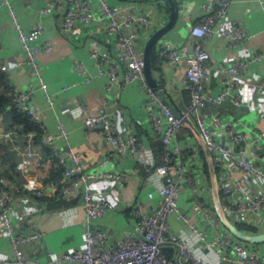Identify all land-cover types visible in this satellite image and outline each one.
<instances>
[{
  "label": "built area",
  "instance_id": "built-area-1",
  "mask_svg": "<svg viewBox=\"0 0 264 264\" xmlns=\"http://www.w3.org/2000/svg\"><path fill=\"white\" fill-rule=\"evenodd\" d=\"M95 4L97 11L94 10ZM229 4L230 0H206L202 5L199 21L191 26L189 40L178 46L163 42L157 47V55L160 62H167L171 66L183 63L185 66L183 85L189 93L185 113L200 130L212 154L217 168L224 214L236 223L264 224V186L258 194L247 191L251 178L264 180V169L250 157H246L243 151L227 149L212 139L214 133L223 132L232 142L241 140L251 142L252 151L258 152L262 148L264 128L253 132L251 139H247V134L238 130L236 123L224 119L218 113L209 114L203 111L208 105H216L224 100L238 103L241 78L250 72L252 62L263 59V55L255 51L249 58L239 56L230 64L221 62L215 65L214 69L223 77L222 89L216 93L205 88L210 78L211 67L208 65L210 51L200 39L217 34L226 41L231 50H237L252 36L241 22H227ZM1 7L9 9L25 54V62L41 80V88L46 92L47 84L43 81L37 57L50 51L52 44L48 41L35 42L44 31L43 25L36 22L25 29L9 0H0ZM41 11L44 14H56L59 33L70 37L72 41L73 37L84 32L87 27L100 26V31L104 33L105 41L109 45V51L102 52L98 47H93L90 57L95 61L98 75L108 76L105 89L122 88L134 81L140 84L153 104L149 119L164 149L160 162L151 170L161 180V183L147 194L151 200L157 197L152 211L148 212L142 201H135L129 210V217L136 223L139 235L137 237L128 235L110 244L107 241V234L95 229L91 222L95 218L103 217L113 205L107 198L94 195L89 181L109 178L122 184L127 180V172L86 170L79 152L58 145L59 140L66 144L69 141V131L65 123L58 120L57 132H50L42 124L37 107L25 105L26 95L14 87L16 106L25 111L42 129L41 146L49 148L52 155L63 165L61 178L54 184L60 185L67 197L79 196L85 210L84 246L72 251H63L55 256L48 253L49 261L53 264L64 261L79 264H176L177 262L165 252L167 246L173 245L185 264H216L197 253L194 242H191L189 234L185 233V229L190 228L191 235L197 240H202L207 248L214 252L219 250L221 258L217 264L230 262L264 264V249L258 244L236 238L220 221L215 205L207 196L209 172L198 138L194 135L179 138L182 128L189 127L182 117L175 114L171 107L157 96L146 80L144 40L148 39L146 36L157 18L155 9L148 7L142 11L130 5L113 4L110 0H48ZM73 67L81 76L82 82L89 83L93 79V74L81 60H74ZM45 96L46 100L53 104L47 92ZM84 114L85 129L102 130L114 153L123 154L128 150L136 154L142 152L135 132L128 127L125 132H118L115 112L105 105H101L95 113L84 111ZM12 134L15 132L6 131L4 137L10 139ZM26 153L32 156L33 151L28 150ZM231 166L242 168L245 176H233ZM184 187L190 188L195 195L192 214L182 211L178 204L179 194ZM36 193L41 196L42 190H37ZM15 199L14 188L6 177L0 175V222L8 234L11 247L8 264H44L39 257H29L23 248L26 245L37 244L42 235L31 218L27 219L25 227L16 226ZM172 214L182 219L185 227L175 230L168 220ZM193 216L201 217L204 226L193 222Z\"/></svg>",
  "mask_w": 264,
  "mask_h": 264
},
{
  "label": "crops",
  "instance_id": "crops-1",
  "mask_svg": "<svg viewBox=\"0 0 264 264\" xmlns=\"http://www.w3.org/2000/svg\"><path fill=\"white\" fill-rule=\"evenodd\" d=\"M9 1L25 29L36 22H41L43 25L44 31L35 42L48 41L52 44L50 51L38 55L37 61L43 81L47 84L46 92L53 100V104L46 100V92L41 88V80L34 75L31 67L25 62L18 32L7 7L0 8V66L7 69L12 86L26 95L24 104L37 107L42 124L50 132H57L58 120L65 123L69 131V141L66 144L63 140H59L58 145L64 149L70 147L79 152L86 170L127 172V180L122 184L109 178L89 181L94 195L107 198L113 205V208L103 217L93 219L91 225L97 230L104 231L110 244L128 235L137 237L139 231L136 223L129 217V210L135 201H142L144 208L151 212L157 197L151 200L147 194L161 183L158 176L151 172L160 161L154 147L160 140L152 129L149 119L153 108L151 100H147L150 98L137 81L125 84L122 88L105 89L108 76L98 75L95 61L90 57L93 47H98L102 52L109 51V45L105 41L104 33L100 31V26L87 27L84 32L73 37L72 41L70 37L59 33L56 14H44L41 11L48 0ZM110 1L116 5H130L142 11L148 7L155 9L157 18L146 38L164 25L169 18L168 5L161 0ZM205 1L180 0L179 3L174 1L180 13L170 30V44L178 46L189 40L191 26L199 21ZM94 10L97 11V4L94 5ZM226 20L241 22L252 36L237 50H231L226 41L217 34L200 39L210 51L208 60V65L211 67L210 78L205 88L217 93L223 87V77L214 69L215 65L221 62L230 64L239 56L249 58L255 51L260 52L263 59L252 62L250 72L241 78L238 103L224 100L216 105H208L203 111L209 114L218 113L224 119L236 123L237 129L244 131L247 139H251L253 132L264 128V0H230ZM160 44L155 45L156 54ZM157 58L159 59L158 55ZM76 59L81 60L93 74V79L89 83L82 82L81 76L74 69L73 64ZM159 67L162 72V83L165 85V90H160L159 94L177 109L185 112L189 93L183 85L184 64L171 66L167 62H160L159 59ZM101 105L115 112L118 132L123 133L128 128L135 132L142 149L141 153L136 154L128 150L123 154H116L107 143L102 130L87 131L85 129L84 111L95 113ZM10 111L11 108H8L0 114V175L6 177L16 192L14 209L16 226L25 227L27 219L31 218L42 235L37 244L24 246L25 252L29 257H39L44 264H53L49 261L48 253L55 256L63 251H72L84 246L85 210L79 196L67 197L60 185L51 183L50 180L42 184L43 181L39 180L44 178H38V170L49 157L34 131L23 135L15 133L10 139L4 137V132L11 131L6 130V122L11 117ZM187 126L189 128L184 126L180 131V139L196 136L193 129L188 124ZM249 143L251 144L249 141L246 144ZM261 143L262 148L257 152L255 163L264 169V138ZM28 150L33 151L32 156L26 153ZM231 172L233 176H245L244 170L236 166H231ZM263 186L264 180L251 178L247 191L258 194ZM212 189L209 176L207 196L214 204ZM37 190H42L41 196L37 195ZM194 200L195 195L192 190L184 187L178 198L180 209L192 214ZM221 211L225 213L222 206ZM168 220L175 230L185 227L182 219L175 214L170 215ZM192 220L197 225L204 226L201 217L193 216ZM252 226L256 228L253 233L264 231L263 223L252 224ZM185 231L189 234V240L194 242L198 254L216 264L220 262L219 250L214 252L207 248L202 240H197L191 235L190 228H186ZM258 245L264 249V243ZM166 250L169 257L177 262L176 264H185L175 246L169 245ZM10 258L11 247L8 234L0 222V264H8ZM58 264L79 263L64 261Z\"/></svg>",
  "mask_w": 264,
  "mask_h": 264
},
{
  "label": "water",
  "instance_id": "water-1",
  "mask_svg": "<svg viewBox=\"0 0 264 264\" xmlns=\"http://www.w3.org/2000/svg\"><path fill=\"white\" fill-rule=\"evenodd\" d=\"M120 1H149V0H120ZM161 1H163L165 4L168 5L169 18L164 23V25H162L160 28L155 30L145 42L143 48V57H144V72H145L146 80L148 84L153 88L157 96L161 98L163 101H165L171 107V109L175 114L182 117L184 122L188 124L195 132L207 162L208 172L213 188L212 190L214 196L215 209L222 224L227 228V230L231 234H233L236 238L244 242L255 243V244L264 243V231L256 232V233L244 231L239 228V226L234 220H232L229 216H227L221 211V197H220V189L218 184V173L212 154L208 148V145L206 144L200 130L190 120L188 115L182 110L177 109L175 106H173V104H170L167 100L163 99L161 94H159L160 90H165V85L162 82L156 80V78L152 73V67H151L152 52L156 44L163 42H171L170 30L174 26L176 19L180 13L179 9H176L175 7V2L179 3L180 0H174L175 2L173 0H161ZM147 100H151V99H147ZM212 139L227 149H231L236 152L243 151L246 157H250V159L253 162H256V157L258 156V154L257 152L252 151V144H246L245 140H241L239 142H232L230 138H227L223 132L214 133ZM224 264H233V263L230 262Z\"/></svg>",
  "mask_w": 264,
  "mask_h": 264
},
{
  "label": "trees",
  "instance_id": "trees-1",
  "mask_svg": "<svg viewBox=\"0 0 264 264\" xmlns=\"http://www.w3.org/2000/svg\"><path fill=\"white\" fill-rule=\"evenodd\" d=\"M151 62L152 73L154 77L156 78V80L162 82V72L161 68L159 67V59L157 58L155 48L152 52ZM13 89L14 87L10 82L9 73L7 69L0 66V114L5 112L8 108H11V117L9 121L6 122V130H12L15 133L22 135L34 131L40 139L42 133L40 125L34 120H32L31 117L25 111L19 109L16 106V103L14 102ZM154 147L157 156L161 157L164 151L163 144L161 143V141L156 142ZM43 150L45 151L49 159L46 160L42 167L38 170V178H44H39L40 181H43L42 184H44L47 180H50L51 183H56V181L58 180L57 178L61 176L63 165L58 161L56 157L52 155V152L49 148L43 147ZM237 225L240 229L247 232L253 233L256 231V228H254V226L247 223L238 222ZM165 252L167 253L166 248ZM167 255L169 256L168 253Z\"/></svg>",
  "mask_w": 264,
  "mask_h": 264
}]
</instances>
